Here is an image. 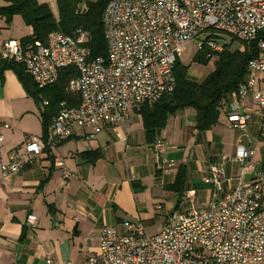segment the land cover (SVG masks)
<instances>
[{"label":"built area","instance_id":"1","mask_svg":"<svg viewBox=\"0 0 264 264\" xmlns=\"http://www.w3.org/2000/svg\"><path fill=\"white\" fill-rule=\"evenodd\" d=\"M102 21L105 58L91 56L88 33L82 30L71 35L52 31L45 43L25 48L15 39L3 41L0 55L22 62L38 87L54 83L62 68L75 67L78 76L67 89L77 92L79 101L74 106L61 101L45 137H27L11 152L9 162L1 165L2 182L78 128L90 127L92 137L103 124L124 122L131 109L172 93L175 63L193 39L196 50L208 48L210 60L223 51L226 35L256 41L259 53L248 62L245 81L230 94L226 117L233 128L245 132L252 116H259L258 138L264 141V92L259 87L264 79V0H108ZM249 98L253 110L245 106ZM46 104L43 100L40 109ZM0 127L10 126L0 122ZM152 148L158 169L170 171L175 161L166 155L164 138L158 136ZM254 153V147L237 144L235 157L243 167L236 183L207 209L191 204L183 213L173 212L154 234L146 233L140 221H124L122 230L106 226L97 253L83 264H264V170L245 178ZM54 162L63 165L59 158ZM210 173L205 180L220 188L222 165L211 164ZM69 174L63 170L64 177ZM26 221L30 228L37 224L34 215ZM45 261L67 264L48 255Z\"/></svg>","mask_w":264,"mask_h":264},{"label":"crops","instance_id":"2","mask_svg":"<svg viewBox=\"0 0 264 264\" xmlns=\"http://www.w3.org/2000/svg\"><path fill=\"white\" fill-rule=\"evenodd\" d=\"M17 18L21 17L14 16L11 24ZM11 24L0 18V49L4 40L19 41L32 32L23 22L25 32L8 33ZM259 87L264 92V79ZM27 94L13 70H0V122L10 126L0 127V264H48L46 255L83 264L97 253L100 231L106 226L122 230L124 221H140L146 233L154 234L173 212L183 213L191 204L207 209L236 183L243 167L235 157L238 143L255 148L245 178L264 170L259 116H252L245 132L234 129L225 113L211 128L197 130L195 109L185 107L169 115L154 137L164 138L166 155L175 161L170 171H160L154 140L146 135L139 107L131 109L124 122L103 124L92 137L90 127L78 128L2 182L1 165L9 162L11 152L21 148L27 137L44 133L40 111ZM245 106L254 109L251 98ZM30 116L36 118L34 127L25 121L30 122ZM85 151H96L99 157L86 161L80 156ZM55 158L63 165H56ZM213 163L223 167L220 188L205 180ZM180 167L185 169L182 191L171 187ZM64 169L70 171L68 178ZM28 215L36 216L34 228L27 224Z\"/></svg>","mask_w":264,"mask_h":264},{"label":"trees","instance_id":"3","mask_svg":"<svg viewBox=\"0 0 264 264\" xmlns=\"http://www.w3.org/2000/svg\"><path fill=\"white\" fill-rule=\"evenodd\" d=\"M107 1L56 0L58 16L55 17L48 4L39 0H0V18L9 26L13 17L19 15L24 24L31 27V34L24 35L19 40L24 48L36 41L45 43L47 35L52 31L71 35L74 31L82 30L88 33L86 46L90 49L91 56L105 58L107 47L102 12ZM233 41L223 42V51L211 59L214 61L213 69L201 81L190 79L188 77L190 65L183 64L180 58L177 59L174 67L176 81L174 91L156 102L145 103L138 110L150 140H154L156 134L166 125L169 115L178 109L185 107L195 109L197 130L211 128L218 122L222 113L226 114L230 94L245 81L247 64L259 53L256 41H239L242 46L232 47ZM207 52L208 48L203 46L201 50H197L192 62L207 65L210 61L206 57ZM5 69L15 72L39 108L43 100L47 101L44 108L40 109L44 130L42 137H45L52 118L58 113L61 101H66L70 106L76 105L79 101L78 93L67 89L68 82L78 76V71L73 66L62 68L57 80L45 87H38L35 84L22 62L0 57V70ZM44 151L50 152L51 148ZM80 156L91 162L99 157L96 151H85L80 153ZM184 180L185 169L180 167L171 187L182 191Z\"/></svg>","mask_w":264,"mask_h":264},{"label":"rangeland","instance_id":"4","mask_svg":"<svg viewBox=\"0 0 264 264\" xmlns=\"http://www.w3.org/2000/svg\"><path fill=\"white\" fill-rule=\"evenodd\" d=\"M39 1L47 3L51 12L53 13V15L55 17L58 16V7H57L56 0H39ZM86 1H92L93 2L95 0H86ZM25 30H26V28H25V25L23 24V21L21 20V18H17V20H15V22H13L11 24V29H9L7 32L16 35V34H22L23 32H25ZM208 32H213V30H209ZM204 34H207V33H204ZM203 36L204 35H202L201 37H203ZM224 40L227 43L231 41V39L228 35L225 36ZM196 42H197V40L193 39L186 45L185 49L183 50V52L180 55V60L183 64L190 65L189 69H188V74L192 80H203L207 76V74L213 69L214 61L210 60L207 65H202V64L196 63L194 61L192 62V59L197 52ZM231 46L232 47H237V46L240 47L242 45L238 40H234L232 42ZM26 94H27V92H26ZM28 99H31L32 102L34 103V105L36 106V108L38 109V111H40V108L38 107V104L36 103L35 99L29 95H28ZM29 120H30V122L28 120H25L26 123L28 124V126L31 125L30 127H34V125H36V118L34 116H30ZM158 210H160V209H158Z\"/></svg>","mask_w":264,"mask_h":264}]
</instances>
